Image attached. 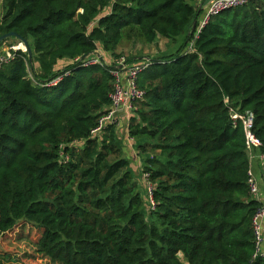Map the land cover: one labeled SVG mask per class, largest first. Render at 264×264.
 <instances>
[{
	"label": "trees",
	"instance_id": "obj_1",
	"mask_svg": "<svg viewBox=\"0 0 264 264\" xmlns=\"http://www.w3.org/2000/svg\"><path fill=\"white\" fill-rule=\"evenodd\" d=\"M206 1L0 0V37L14 32L33 53L0 67V243L28 224L49 264H264L253 260L250 152L230 113L253 115L264 180V0L190 33ZM181 37L175 53L147 58L128 122L151 210L118 128L91 134L120 61L102 53Z\"/></svg>",
	"mask_w": 264,
	"mask_h": 264
},
{
	"label": "built area",
	"instance_id": "obj_2",
	"mask_svg": "<svg viewBox=\"0 0 264 264\" xmlns=\"http://www.w3.org/2000/svg\"><path fill=\"white\" fill-rule=\"evenodd\" d=\"M249 3V0H208L206 3H199L198 9L202 13L201 24L198 29V33L201 29L210 21V19L223 11L245 6ZM193 45V44H192ZM23 46V45H21ZM23 51L27 53V48H14L8 52L5 56H0V67L3 64H7L14 59V52ZM99 60H92L86 66L99 64ZM148 67V62L145 60L141 63H134L126 66L124 59L118 61V66L112 72L116 78L115 91L111 95V106L108 109L106 115L100 120L98 126L92 130L91 134L94 137L101 136L102 133L111 126H118L121 124V115H127L130 118L134 109V103L144 98V92L139 88V77L141 73ZM124 69V71H121ZM231 118L236 124L237 121L242 122L246 145L250 152V159L254 158L256 150L260 148V141L253 134L254 117L252 114L241 115L230 109ZM131 143L134 140L129 137ZM260 159L263 160V156L260 155ZM147 182V195L150 209L154 210L155 204L153 201L154 186L148 181V174H142ZM248 186L252 197L258 202L260 199L261 186L260 181L252 168L248 173ZM251 229L254 237L255 251L253 260L264 258V201H261V206L256 210L255 215L252 218Z\"/></svg>",
	"mask_w": 264,
	"mask_h": 264
},
{
	"label": "rangeland",
	"instance_id": "obj_3",
	"mask_svg": "<svg viewBox=\"0 0 264 264\" xmlns=\"http://www.w3.org/2000/svg\"><path fill=\"white\" fill-rule=\"evenodd\" d=\"M202 5V4H201ZM201 13V12H200ZM2 14V8H0V16ZM201 24V20L198 21V25ZM185 42V38L181 37L178 38L177 42L175 44L169 43L163 39H160L155 45H144V44H137V43H125L123 44L117 51V54L120 56V59L112 58L110 59V56L107 54L102 53L106 59L108 60V63L117 62L118 60H128L130 58H137L135 60L136 63H141L145 61V59L148 57L150 58L152 54H158V56H167L171 53H175ZM22 43H17L15 40H9L6 43H3L0 46V56H5L8 52H10L14 48H23ZM152 49L159 50L160 52L157 53L152 52ZM103 56V57H104ZM154 56V55H153ZM119 130L122 135V148H123V156L127 158V152L125 149H131L132 150V156L129 157L131 160V163H134L133 156H135V150L138 153L136 149V144L134 143H128V140L126 138L125 126L119 125ZM122 130V131H121ZM131 147H130V146ZM139 157V160L137 162V165L133 164L131 166V169L133 170L135 174L136 182L138 183V188L142 192V194L145 196V198L148 200L147 195V182L142 174L143 173V164L139 167V161L141 162L140 158H142V161H144L143 157L141 155L137 156ZM136 160V161H137ZM263 172V170H262ZM262 172L257 175V177H261L263 179ZM42 232L40 229L30 226L28 224H23L21 226H18L14 232L9 233L6 238L2 240L0 243V263L1 264H49V261L42 257V255L38 252V241L41 238ZM29 258H33L35 260H27Z\"/></svg>",
	"mask_w": 264,
	"mask_h": 264
},
{
	"label": "crops",
	"instance_id": "obj_4",
	"mask_svg": "<svg viewBox=\"0 0 264 264\" xmlns=\"http://www.w3.org/2000/svg\"><path fill=\"white\" fill-rule=\"evenodd\" d=\"M1 4V3H0ZM0 19H1V16H0ZM199 20H201V15H200V17L198 18V21ZM197 33H198V26H197ZM197 35V34H196ZM168 42V41H167ZM154 47H156V45L154 46ZM157 52V53H159L160 51L159 50H155V49H152V52ZM154 55V56H153ZM158 54H152V56H151V58L153 57V58H156V56H157ZM148 58V57H147ZM147 58L145 59V60H147ZM149 59V58H148ZM128 122H129V118L127 117V115H124V114H122L121 115V126H125L124 127V129L123 130H125V134H126V138H127V140H128V143H130V145H131V142H130V140H129V136H128ZM122 131V130H121ZM120 133V130H119V127H118V136H119V138L120 139H122V135L121 134H119ZM129 145V146H130ZM131 147V146H130ZM132 150H133V148H132ZM132 150L131 149H128L127 148V150L125 149V151L127 152V158L129 159V157H131L133 154H132ZM257 155L254 157V158H252V159H250V165H251V168H252V170H253V172L256 174V176L258 175L259 176V174L262 172V166H263V161L260 159V153L259 152H257L256 153ZM135 156H133V160H134V163L132 162L131 163V166L134 164H136L137 165V162H138V160H139V157H137L136 158V155L137 156H139L138 155V153L136 152V150H135V154H134ZM138 159V160H137ZM130 160V159H129ZM137 160V161H136ZM140 160H141V162L139 161V167H140V165L142 166V164L144 165V161H142V158H140ZM130 162H131V160H130ZM143 167V166H142ZM258 179H259V181H260V186H261V192H260V199H261V201H264V180L260 177H257ZM260 201V202H261Z\"/></svg>",
	"mask_w": 264,
	"mask_h": 264
},
{
	"label": "water",
	"instance_id": "obj_5",
	"mask_svg": "<svg viewBox=\"0 0 264 264\" xmlns=\"http://www.w3.org/2000/svg\"><path fill=\"white\" fill-rule=\"evenodd\" d=\"M197 22H198V20H195V22L193 23V27H192V30H191L190 33H194L196 31ZM10 38H17V40H19L27 48L29 60L32 61L33 60V53H32V50H31V48L29 46L28 41L23 39L18 34L14 33V32H11V33H8V34H5V35L1 36L0 37V44H2L3 42H5L7 39H10Z\"/></svg>",
	"mask_w": 264,
	"mask_h": 264
}]
</instances>
